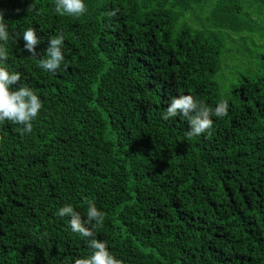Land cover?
Here are the masks:
<instances>
[{"label":"trees","instance_id":"1","mask_svg":"<svg viewBox=\"0 0 264 264\" xmlns=\"http://www.w3.org/2000/svg\"><path fill=\"white\" fill-rule=\"evenodd\" d=\"M84 3L73 17L55 0H0L6 66L43 105L31 133L0 122V264L91 255L57 214L70 204L86 221L88 202L105 218L85 227L123 264H264V55L221 88L243 44L264 50V0ZM31 27L37 59L63 34L55 73L24 49ZM181 94L227 99L228 115L188 138L185 117L163 119Z\"/></svg>","mask_w":264,"mask_h":264},{"label":"clouds","instance_id":"2","mask_svg":"<svg viewBox=\"0 0 264 264\" xmlns=\"http://www.w3.org/2000/svg\"><path fill=\"white\" fill-rule=\"evenodd\" d=\"M34 10L33 4L28 11ZM20 10H17L19 12ZM55 12L61 16L67 14L73 17H79L87 12L84 0H55ZM109 17H114L116 11L106 13ZM24 49L30 53L29 58L38 60V66L45 71L55 73L64 61L62 45L64 36L60 35L49 39V46L41 59L36 52V46L40 43L36 30L31 27L26 29L22 35ZM9 39L8 25L4 20V14L0 11V122L9 121L13 124L22 125V134H28L33 131V121L37 118L41 108L42 101L38 95L22 83L21 73L10 72L6 66L8 59V49L6 47ZM19 38H17L18 40ZM14 85H19L18 89L13 90ZM229 102L227 99L218 101L213 109L203 101H198L193 95L181 94L173 97L169 106L165 110L163 119L176 117L178 114L185 117L188 121L189 130L186 133L188 138L200 136L205 132H210L213 127L211 117L215 115L223 118L228 115ZM60 217H70L69 225L73 233H78L88 240V246L92 250L91 255L74 259V264H123V261L117 259L108 249L105 241L95 238L93 231L85 224L96 222L97 226H102L105 213L99 211L94 202H88L87 220H83L81 215L76 212L72 205L68 204L59 209L57 213Z\"/></svg>","mask_w":264,"mask_h":264},{"label":"rangeland","instance_id":"3","mask_svg":"<svg viewBox=\"0 0 264 264\" xmlns=\"http://www.w3.org/2000/svg\"><path fill=\"white\" fill-rule=\"evenodd\" d=\"M260 43V42H259ZM250 48L252 49V54L248 51V46L243 44L241 55L237 56V59H240V61H235L234 63L229 62V67L223 68V79L221 81V88L222 91H227V85L226 82L228 81H234L236 76L238 75H245L248 74L251 70L255 68L253 65V61L258 55L263 56L264 50H261L258 45H256L252 40L249 43Z\"/></svg>","mask_w":264,"mask_h":264}]
</instances>
